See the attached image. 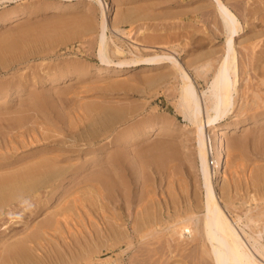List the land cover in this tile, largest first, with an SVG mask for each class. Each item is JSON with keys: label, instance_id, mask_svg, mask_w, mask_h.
<instances>
[{"label": "rangeland", "instance_id": "1", "mask_svg": "<svg viewBox=\"0 0 264 264\" xmlns=\"http://www.w3.org/2000/svg\"><path fill=\"white\" fill-rule=\"evenodd\" d=\"M102 1L103 17L107 21L109 27L107 31L109 33H106L110 46L109 50L110 48H113L114 45L120 47L123 51L125 50L123 55L115 56L116 54L109 53V57L112 60V63L109 65L101 63L98 57L97 46L100 36L99 24H101L102 11L100 12L97 5H94L87 0H14L11 3L7 2L0 4V86L4 87L9 85L10 87L15 86L17 88L19 86L21 89L18 94H12V89V92H9L8 97H4L5 99L0 97V148L3 152H5L6 145L8 144L7 135L8 132H10L6 126L9 122L12 124L10 119H13L16 114L18 115L19 111H22L21 113L23 116L26 115L25 117L30 114H34L36 117L38 116V120L41 119L40 121L43 123L41 129L44 132L47 131V134L42 130L40 132V129H36L35 133L38 134L39 132L38 136L36 134H32L34 136H30L31 133L29 136H27L28 134L25 135L24 141L26 140V143L23 142L24 144L21 143L22 139L20 140L19 138H16L13 140V144H8L9 149L13 152V156L11 159H7L9 161L11 160L10 162L13 161V163H15V161H18L17 163H19L27 159V156L30 158V155H40V153L42 154L47 150L50 151L54 147L59 151V153L64 152L65 155L63 158H68L69 163L71 165L74 164V170H77H75V175H73L74 177L71 178V176H68L70 178L67 179V177L66 181L64 179V181H59V183L61 182L60 184L57 183L60 186V190L58 189L56 192L57 195L48 194L46 193L48 190L42 189V191L40 189L39 193L34 196L27 195L28 197L22 198L23 201L22 199H19L10 205L9 203L8 205H0V252L5 250V244L11 245V243H14L20 234L24 232L25 228L26 231L30 226L44 220L45 218L51 217L53 215V207L61 203L60 200L66 197L65 193L66 195L71 194L77 189L79 183L82 185V183L86 180L99 174L106 175L108 173L106 176L116 182L115 186L118 187V189L115 193H113V195H115L114 197L118 195L117 192L121 193L123 191L122 189L120 192L121 181L119 179H122V182H126L127 185L129 184L128 187L130 186V188H128L126 190L127 192H125V194L129 197L127 199V196L123 197L124 200L123 198H121L122 200L117 198L114 204H112L114 210L117 207H120L118 205H121L123 213L127 210L126 200L135 202L136 199H138L141 189L140 187H142L143 181L148 180L149 183L151 182V189L154 188L152 191H154V193H158L154 194L155 198H168L170 196V191L172 194L174 193L173 190L176 188V192L179 197H181V195L184 197L185 194L190 198L192 196L191 202H193L194 205H197V199H195V197H200L198 196L200 195V191H197L198 182H196L197 169L193 142L194 128H192L193 126L189 124L180 113H178V109L175 107L178 80L169 76L168 78H165V80L169 82H166L165 80V82L163 80H155V82L152 83L150 82L154 81L152 79L158 77L160 74H169L172 71V69H170L172 67L171 63L164 62L163 64L162 62V65L153 66L150 63L139 62L121 67L117 66L116 63L123 59L139 60V58H147V56L149 57L150 55L152 56L155 54H170L183 64L184 67H188L189 75L195 83L198 92H200L201 90L206 89V84L211 78L212 73L207 67H217L223 53L225 34L223 28L221 27V21L218 20L219 17L216 15L214 6L210 0ZM225 2L237 15L240 20L239 23L242 27V35L236 38V44L238 45V43L243 42V40L246 39L244 44L248 46V49L244 51L242 47L240 48V46L237 47L236 45V50L238 52V67H240L239 84L237 83L239 95H234V109L236 110V113H229L226 117L227 119H225L222 125L226 123L233 125V122L234 124H236V122H238V124H242L241 122L244 121L247 123L246 125L241 126L240 129H237L235 133H230L225 136L224 145L226 153L224 161L226 165H224L223 169L224 174L223 178H221L222 182L221 184L218 183L221 186L217 185L216 190L221 197H224V199L228 198V196H232L230 197L234 203L232 208L230 207V211H227L226 208H224L227 213H229L228 215L230 217L235 214L244 217V214L248 209H253L251 214L257 213L258 211H264V181L255 177V175H257L256 173H260V170H264V104L261 103V101H254V103L252 101V89L256 93L264 96V85H261L264 75L262 77V74L260 73V69L264 68V0H225ZM66 6L67 8L65 9ZM19 13L23 16L18 20H14L10 23H3L6 19L12 18ZM123 14H128L130 16L128 19L122 21V18L120 19V17H122ZM144 15L145 17H143ZM1 20H3V22H1ZM86 24L91 25L92 28L87 31L84 30L86 29L84 28ZM114 26H117L122 33L117 32L114 29ZM89 32L90 34H88ZM127 32H129V35ZM23 41L26 44L23 43ZM30 41L31 43H29ZM6 43L8 45H13V47L7 48ZM110 51L112 52V49ZM139 54L141 56H139ZM110 55H112V58ZM68 66L69 68H67ZM71 67L72 72H70ZM78 67H81L82 69L79 70L80 68L78 69ZM199 67L204 68L200 70ZM250 67H254V69H250ZM64 70L68 71H65L66 73L64 74ZM58 71L61 74H59ZM54 73L59 76H56V74L54 75ZM61 77L63 79H61ZM66 77L67 80H65ZM243 78L246 79L243 80ZM142 89L145 92H143ZM245 92L248 94L246 93L244 99L243 94ZM239 99L241 101L243 100V103H240ZM201 100L203 104L204 102L202 97ZM245 101L248 102L246 109L247 112L244 111L243 113H239L238 110L240 105L242 106L245 104ZM262 104L263 106L261 107ZM101 106L106 109L108 108L110 113H113V115L119 114L116 115L117 117H113L114 121L113 119L111 121H107L108 125L105 121V124H103L102 120L99 121V119H102V115L99 112V109L102 108ZM138 108H140V111ZM27 110H29V112H26ZM123 110H126L127 113L126 111L123 112ZM32 111L35 112L32 113ZM130 111L135 112V114ZM136 111L139 113L137 114ZM125 113L127 120L126 118L123 120ZM128 113L131 115H128ZM261 113H263V115ZM121 114H124V116L122 117ZM2 115L4 116L2 117ZM130 116L133 118L136 117L137 119H133ZM142 118L145 119L140 122V119ZM94 119H96V121ZM132 119L134 122L136 121L135 126L134 122L131 121ZM129 122L133 125L130 126ZM137 122H140L139 124L143 126L141 127L140 125L138 128ZM145 123L146 125L144 127ZM149 124H151V126H149ZM89 127L92 129V132ZM131 127L134 129L131 130ZM135 128H138L140 131ZM145 128H152V132L149 136L143 138L141 141L135 139L132 141L133 144L130 142L131 144L124 147L122 141L128 138L130 133L133 132L134 134H140L145 131ZM161 129L162 131L157 132ZM126 130L128 131L126 132ZM77 131L79 133H77ZM123 131L127 134V137L125 134H121ZM15 132L16 131H14L13 134ZM81 133H83V135H81ZM36 136L37 141L34 143ZM41 137L43 141L41 140ZM62 138L64 142L72 140L73 145H70L69 143L68 145H58V143L63 142ZM113 138L116 139L117 142ZM30 139H34V141H31L28 145ZM55 146H59L60 148L62 147V150L60 148H56ZM12 154L8 153L4 156L10 157ZM14 155L16 157H14ZM115 156L118 158V162L116 159L114 162ZM21 157L22 159H20ZM17 158L19 160H17ZM93 158H95V160ZM107 158L109 159L107 160ZM125 159L129 160L127 161ZM4 162V159L0 160V165ZM113 162L117 163L114 165ZM6 163L9 162L6 161ZM80 166H82L81 169L79 168ZM0 173L2 174L3 172ZM88 175H90V177ZM171 180L174 181V183H171ZM169 182L171 186L167 184ZM71 189L73 191L70 192ZM232 191H234V193ZM255 192L257 196H259V199L257 198L254 202L249 200V198L252 194H255ZM122 193H124V191ZM259 194H261L262 197ZM78 195L81 199L86 197V195L84 196V192L81 190L76 193V196ZM163 195L165 196L163 197ZM71 198L72 196L69 197V199ZM133 198H135V200ZM242 198H244V201ZM121 202L122 204H119ZM258 203H261L259 204L260 206ZM222 206L224 207L223 203ZM84 216L85 215H83L82 219H84L83 222H85V224L77 226V228L82 231V234L77 232V228L75 227L76 223L71 221L68 222V227L64 225L61 226V230L58 232L60 234L55 233L51 240H49L50 242H48L47 245L45 244V251L42 250L41 252L42 262H44L43 264L51 263V261L54 260L57 261V256L55 257V254L53 255L52 251L55 252L56 255L60 253L64 259H66L69 255H75V253L79 254L81 246L83 247L89 245L87 243L89 240L84 238L88 237L87 230L89 228L88 218ZM129 221L130 219L127 222L128 226L130 225ZM85 226H87V229ZM252 229L256 230L255 228ZM14 234H16L14 236L15 238L12 236ZM55 239L57 242L54 241ZM4 242L6 243L3 244ZM78 242H80L81 245H78ZM262 243L264 244V241ZM130 253L133 254L129 256ZM140 256L141 253H139L138 250L128 251V253L125 252L122 255L123 258H117L118 260H115L116 258L113 256L110 264H128L130 260L140 259ZM157 256L154 258H158ZM54 257L56 259H54ZM104 257L105 252L100 255V259L104 260L106 257L108 258V255H106L105 258ZM181 259L182 258L178 257V261L180 262L179 264H195L196 261V264H211L209 259L200 256V253H192V255L188 258H185L184 260Z\"/></svg>", "mask_w": 264, "mask_h": 264}, {"label": "bare ground", "instance_id": "2", "mask_svg": "<svg viewBox=\"0 0 264 264\" xmlns=\"http://www.w3.org/2000/svg\"><path fill=\"white\" fill-rule=\"evenodd\" d=\"M13 1L14 0H0V4L1 3L2 4L7 3V2L11 3ZM87 1L91 2L94 5H97L100 12L102 11V9H103V6H102L103 1L102 0H87ZM210 2H212L213 6H214L215 13L219 17V19L218 18L217 19L219 21H221L222 26L221 25L220 26L223 28V31L225 34V43H224V47H223V53H222V56L220 57V60L217 64V67H207V68H209V71H211L212 74H211V78H210L209 82L206 84L207 87L205 90H201L200 92H198V90L195 86V83L193 82V80L191 79V77L189 75L188 67H184L183 64H181L175 57H173L172 55L167 54V53H162L161 55L160 54L159 55L155 54L152 56L150 55L149 57L147 56V58L142 57V58H139V60L137 59L138 61L135 59L134 60L123 59V60H120L119 62L116 63V65L119 67L124 66V65L136 64L139 62L150 63L153 66L154 65L157 66L160 64L162 65V62H163V64H164V62L165 63L166 62L171 63L172 67L170 69H172V71L170 70L171 72L169 74H165V75L160 74L161 76L158 75V77L152 79L154 81H150V82L151 83L155 82V80H157V81L163 80L164 81L165 78H168L169 76L173 77V79L178 80V83H177L178 87L176 86L177 87V90H176L177 91V100H176V106L175 107H177L178 113H180L183 116V118L189 124H191L193 126L192 128H194V130H193L194 141L193 142H194V156H195L196 169H197V181L196 182H198L197 191L198 190L200 191V195L196 194L200 197H195V199H197V205H194L193 202H191L192 196L190 198L189 196H187L185 194L184 197H182L183 195H181V197H179L178 193L176 192V188H175V190H173V192L174 193L176 192V193L171 194V191H170V196L168 195L169 196L168 198H163V199L155 198L154 194H156L157 192L154 193V191H152L154 188L151 189V182L149 183L148 182L149 180H148V181H143L142 187H140L141 189H140L138 199H136L135 202H131L129 200H126V203H127L126 209L127 210L124 209L125 213H123L122 212L123 209H121V205H118L120 207L119 208L117 207L114 210L113 209L114 207L112 206V204H114V202L117 200V198L121 199V198L127 196L125 194V192H127L126 190L128 188H130V186L128 187L129 184L127 185L126 182H122V179H119L121 181L120 182V185H121L120 192L123 189L124 193H122L123 191L121 193L117 192L118 195L116 197H114L115 195H113V193H115V191L118 189V187L115 186L116 182L114 180H112L110 177L106 176L108 173L106 175L105 174H99V175L95 174L96 176L86 180L85 182H83L84 184L82 183V185H81V183H79V185L77 184L78 187L76 185H74L75 187H77V189L74 190L72 188L74 191L71 189L70 192L73 191L71 194L66 195V193H65L66 197H64V198L62 197L63 199L60 200L61 203H59V204L57 203L58 205L53 207V215L51 217L45 218L44 220L39 221L38 223H36L32 226H30L31 225L30 224L29 225L30 227L29 228L27 227L28 229L26 231H25V229H26L25 228L24 232H22V231H21L22 233L20 232L21 234L18 237V239L15 240L14 243H11V245H6L5 243L7 241L4 242L3 244H5L4 245L5 250L0 252V264H43L44 262H42V258H41L42 253L41 252H42V250L45 251L44 250L45 244L47 245V243L50 242L49 240H51L52 236L61 230V226L64 225V226L68 227L69 226L68 222H71V221L75 222L76 228L78 225L80 226L82 224H85V222H83L84 219H82L83 215H85L88 218L89 228L87 230L88 231L87 233H88L89 238L84 237V235H83V237L86 238V240L87 239L89 240V242L87 241V243L89 245L83 246V247L81 246V248L79 249L80 250L79 254L75 253V255H69V257L66 259H64V257L60 253H58L56 255V253L53 252L51 249L53 255L55 254V257L57 256V259L54 257V259H56L57 261L54 260L48 264H110L112 259H113V256H115V258H116L115 260H118L117 258H121L125 252L128 253V251L130 252V251H135V250H138V252L141 253L140 259L130 260L128 264H179L180 262L178 261V257L182 258L184 260L185 258H188L189 256H191L192 253H195V254L200 253V256H202L206 259H209L211 264H264V244L262 243L264 241L263 240V237H264V211H258L257 213L251 214V211L253 209L252 210L248 209L249 208L248 207L247 212L245 211L246 213L244 214V217L236 215V214L233 215L232 217H230L228 215L229 213H227V211H230V207L232 208V206L234 204L233 201L231 200L232 198H230L232 196L227 195L228 198L224 199V197H221V195H219L217 193V190H216L217 185H220L222 182L221 178H223V174H224L223 169H224V165H226L225 161H224L225 153H226L225 152V145H224L225 136L230 134V133H235L237 131V129H240L241 126L246 125L247 122L246 121H244V122L240 121L242 124H238V122H236V124H234V122H233V125L227 124V123L222 125L223 122L225 121V119H227L226 117L229 115V113H231V114L236 113V110L234 109V104H235L234 103V95L238 94L237 83L239 81V76H240L239 75L240 67H238V52L236 50V45H237L236 44L237 43L236 38H238V37H240V35H242L241 34L242 27H241V24L239 23L240 20L238 19L237 15L230 9V7L227 5L225 0H210ZM66 8H67V6L65 7V9ZM68 8H70V7H68ZM91 11H93V10H91ZM22 16L23 15L21 13H19V14H16L15 16H13L12 18L6 19L4 22H3V20H1V22L10 23L14 20L15 21L18 20ZM129 16L130 15H128V14H125V15L123 14L122 17H120V16L119 17H120V19L122 18L121 19L122 21H124V20L128 19ZM143 17H145V15ZM6 18H7V16H6ZM79 22H81V21H79ZM99 25H100V34H99L100 36H99V42H98V46H97L98 47V57H99V60L101 63H103L105 65H109L112 63V60L109 57V53L116 54L115 56L123 55L125 50L123 51L120 47H118L116 45H114L113 48H110V50L112 49V52L109 50L110 46L108 43V36L106 34V33H109V32H107L109 27H108L107 21L103 17V11L101 12V24H99ZM84 28H86L84 30L87 31V30H90L92 27H91V25L86 24ZM114 29L117 32L122 33L121 30L117 26H114ZM88 34H90V32ZM91 34H92V32H91ZM127 34L129 35V32H127ZM28 35H30V34H28ZM22 38H23V36H22ZM240 39H242V38H240ZM245 40H243V42L238 43V45H237V47L238 46H240V48L242 47V49H244V51L248 49V46H246L244 44L246 42ZM253 40H255V39H253ZM253 40H251V41H253ZM26 42H28V41H26ZM23 43H25V42L23 41ZM29 43H31V41ZM249 43H250V41H249ZM250 45H252V44H250ZM12 47H13V45L7 44V48H12ZM34 48H35V46H34ZM10 52H11V50H10ZM37 53H38V51H37ZM41 53H43V52H41ZM110 56L112 58V55H110ZM139 56H141V55L139 54ZM113 57H114V55H113ZM262 58H263V56H262ZM207 64H206V66H207ZM67 68H69V66ZM199 68H200V70H202V68H204V67H199ZM78 69L81 70L82 68L78 67ZM250 69H254V67H250ZM245 70H246V68H245ZM59 71H61V70H59ZM59 71H58V73H59ZM65 71L66 70L63 71L64 74L68 70L66 72ZM70 72H72V67H71ZM260 73L262 74V77H263L264 68L260 69ZM55 74L56 73H54V75ZM59 74H61V73H59ZM75 74H78V73H75ZM68 75H69V73H68ZM56 76H59V75L56 74ZM247 77H249V76H247ZM61 79H63V78L61 77ZM244 79H246V78H243V80ZM65 80H67V77ZM243 80H241V81H243ZM51 81H53V80H51ZM54 81H56V80H54ZM166 82H169V81H166ZM52 83H54V82H52ZM261 85H264V79L261 81ZM245 87H247V86H245ZM12 89H13L12 94H15V93L18 94V93H20V90H21L19 88V86H18V88L15 86L10 87L9 85L8 86L6 85L4 87L0 86V97L1 98L8 97L9 92ZM92 90H93V88H92ZM247 90H250V89H247ZM142 91H143V89H142ZM143 92H145V91H143ZM247 92H245L243 94V98L245 97ZM239 93H240V91H239ZM262 93H263V91H262ZM38 96H40V95H38ZM32 97H33V95H32ZM201 97L203 98L204 106L202 104ZM37 99H36V101H37ZM239 101L241 103L243 100L241 101L239 99ZM247 101H245L246 103L243 104L242 106L240 105V108L238 110L239 113H243L244 111H246L247 104H248ZM252 101H253V103H254V101L255 102L261 101V103L264 104V96H262L259 93H256L252 89ZM0 102H1V100H0ZM20 103H22V102H20ZM34 103L36 104L35 101H34ZM38 103H39V101H38ZM263 104L261 105V107L263 106ZM5 105H6V103H5ZM90 107H91V105H90ZM132 107H134V106H132ZM139 109L140 108H138V110ZM38 110H39V108H38ZM99 110H100L99 112L102 115L101 116L102 119H99V121L102 120L103 124H105L104 121L107 124L108 123L107 121H111L113 119V117H115L116 115H119V114L113 115V113H110V110H108V108L106 109V108L102 107ZM112 110H115V109H112ZM203 110L205 112V116H204ZM41 111H42V109H41ZM125 111L126 110H123V112H125ZM137 111H136V113H137ZM21 112L22 111H19L18 115L15 113L16 116L13 119H10L12 124L9 122L6 126V128H8L10 131V132H8V135H7L8 144H13V140H15L16 138H19L20 140L22 139L21 143H23V142L26 143V140L24 141L25 135L28 134L27 136H29V134L31 133L30 136H34L35 134L38 136L39 132L37 134V133H35V130L40 129V132L42 130L41 128L43 126V123H42V121H40L41 119L40 120L37 119L38 116L36 117L34 114H30L32 116L28 115L27 117H25L26 115L23 116ZM26 112H29V110H27ZM33 112H35V111H32V113ZM23 113H24V111H23ZM126 113H127V111H126ZM126 113H125V117L123 118V120L126 118ZM131 113L135 114V112H131ZM261 114L263 115V113H261ZM128 115H131V114L128 113ZM128 115H127V117H128ZM3 116L4 115H2V117ZM123 116H124V114L122 115V117ZM132 116H134V115H132ZM132 116H130V117H132ZM237 116H238V114H237ZM253 116H258V115H253ZM134 118H136V117H134ZM249 118H251V117H249ZM89 119H90V117H89ZM133 119L131 121H133ZM144 119L143 118L140 119V122H142L141 120H144ZM94 120L96 121V119H94ZM126 120H127V118H126ZM113 121H114V119H113ZM135 122H134V126H135ZM140 122H137L138 128L141 125V124H139ZM157 122H158V120H157ZM254 122H256V121H254ZM116 123H118V122H116ZM125 123H126V121H125ZM130 123L131 122H129L130 126L133 125L132 123L131 124ZM143 123H144V121H143ZM146 123L144 124V127H145ZM142 126L143 125H141V127ZM149 126H151V124H149ZM126 127H128V126H126ZM138 128H135V129H138ZM154 128H157V127H154ZM133 129L134 128L131 127V130H133ZM151 129L145 128V131L140 133V134H134L131 131L133 134L130 133L128 138L125 139V137H124L125 140L122 141L124 144V147L128 144H131L132 141L135 139L141 141L143 138L149 136L152 132ZM158 129H160V128H158ZM46 130H47V127H46ZM14 131H16V132L13 134ZM127 131L128 130H126V132ZM160 131H162V129L158 130L157 132H160ZM46 132H44V133H46ZM88 132H89V130H88ZM91 132H92V129H91ZM135 132H136V130H135ZM77 133H79V132L77 131ZM84 133L86 134L85 131H84ZM116 133H117V131H116ZM32 134H34V135H32ZM121 134H123V135L125 134L127 137V134L124 133V131ZM81 135H83V133H81ZM37 136L35 137V141H34V139L33 140L30 139V141L28 142V145L30 144L31 141L32 142L34 141V143H35L37 141ZM40 136H41V134H40ZM31 138H33V137H31ZM106 138H107V136H106ZM108 138H109V136H108ZM55 139H57V138H55ZM68 139H71V138H68ZM41 140L43 141L42 137H41ZM62 140H63V138H62ZM114 140L116 141V139H114ZM38 141H39V138H38ZM5 143H6V141H5ZM68 143L70 145L71 144L73 145L72 140H69V141L67 140L65 142L63 140V142L58 143V145L59 144L61 146L62 145H68ZM7 145L5 148V152H3V150H1V148H0V160H3V159L5 160V162L0 165V172H3L2 174L0 173V205H4V204L8 205V203L10 205L11 203H13L19 199L21 200L22 198H26L29 195L34 196L35 194L39 193L40 189L41 190L42 189L48 190V192H46L48 194H51V195L56 194L57 195L56 192L58 191V189L60 190V186L57 183H59V181H62V180L64 181V179L66 181V178L68 176H71V178H72V177H74L73 175H75L76 169L74 170V167H73L74 164L72 163L73 165H71L69 163L68 158H66V159H64L65 157L63 158V156L65 155L64 152L59 153V151L57 149H55L54 147H53L54 150L52 148V150H50V151L47 150L46 152H44L42 154L40 153V155H38V154L35 156L30 155L31 156L30 158H28L29 156L26 155L27 159H25L24 161H21L19 163H17L18 161H15V163H13V161L10 162L11 160L10 161L8 160V159L12 158L13 152H11V149H9V145L8 146ZM11 147H13V146H11ZM56 148H60V147L58 146ZM60 149L62 150V147ZM231 149H232V147H231ZM125 151H126V149H125ZM8 153L12 154V155H10V157H5L4 155H6ZM107 154L109 155L108 152H107ZM88 156H89V153H88ZM14 157H16V156L14 155ZM22 157L20 159H22ZM14 159H16V158H14ZM93 159L95 160V158H93ZM108 159L109 158H107V160ZM115 159L117 161L118 158L115 156L114 162H115ZM131 159H132V156H131ZM17 160H19V159L17 158ZM125 160L128 161L129 159H125ZM211 160H212V165L210 163ZM6 161L9 163H6ZM91 162H92V160H91ZM241 162H242V160H241ZM87 163H89V162H87ZM116 163H114V165ZM128 163H130V162H128ZM87 165H89V164H87ZM93 165H94V163H93ZM91 166H92V164H91ZM81 167L82 166H80L79 168L81 169ZM135 167H136V165H135ZM230 171H232V170H230ZM256 174H257V175H255L256 178L264 181V170H260V173H256ZM88 176L90 177V175H88ZM234 176H236V175H234ZM255 177H253V178H255ZM69 178L70 177H68L67 179H69ZM138 181H139V178H138ZM138 181H137V183H138ZM170 182L174 183V181H172V180ZM170 182L167 184H169L171 186ZM180 183H182V182H180ZM218 183H220V184H218ZM195 186H196V184H195ZM61 188H62V186H61ZM186 188H187V186H186ZM171 189H172V187H171ZM80 190L84 192V196L86 195V197H84V198L82 197L83 199H81V197H79V195L76 196V193ZM228 190H230V189H228ZM232 192L234 193V191H232ZM160 195H161V193H160ZM259 195H261V194H259ZM71 196H72V198L69 199V197H71ZM164 196L165 195H163V197ZM256 196H257V194L255 192V194H252L250 196L249 200L255 202L257 200V198L259 199V196H257V197ZM128 197L129 196H127L126 199ZM161 197H162V195H161ZM261 197H262V195H261ZM133 199L135 200V198H133ZM233 199H234V197H233ZM243 199L244 198H242V200ZM123 200H124V198H123ZM22 201H23V199H22ZM123 202H125V201H123ZM29 203H31V202H29ZM222 203L224 204V207L222 206ZM119 204H122V202ZM259 204H261V203H258V205ZM258 205H256V206H258ZM1 207H3V206H1ZM6 208H7V206H6ZM131 208H132V210H131ZM224 208H226L227 211ZM236 210H238V209H236ZM126 211H127V214H126ZM234 213H236V212H234ZM248 213H249V215H248ZM129 219H130V221H129L130 222V225H129L130 229H129V226L127 223ZM85 228L87 229V226H85ZM252 228H255L256 230H253ZM64 229H66V228H64ZM77 232L81 233L82 231L77 228ZM58 234H60V233H58ZM15 235L16 234L12 235L13 238H15L14 237ZM58 237H60V236H58ZM54 241L57 242L56 239ZM67 241H69V240H67ZM78 245H81V243L78 242ZM70 246H72V245H70ZM49 247H50V245H49ZM77 248H78V246H77ZM66 250H68V249H66ZM104 252H105V257H106V255H108V258L106 257V259L101 260L100 255L103 254ZM64 254H66V253H64ZM131 254H133V253H130L129 256ZM135 254H137V253H135ZM44 255H45V253H44ZM49 256L51 257L50 254H49ZM155 256H157L158 258L155 259L154 258ZM137 258H138V256H137ZM44 261H46V260H44ZM121 262H122V260H121ZM126 262H128V261H126ZM185 262H186V260H185ZM196 262H195V264H196Z\"/></svg>", "mask_w": 264, "mask_h": 264}, {"label": "built area", "instance_id": "3", "mask_svg": "<svg viewBox=\"0 0 264 264\" xmlns=\"http://www.w3.org/2000/svg\"><path fill=\"white\" fill-rule=\"evenodd\" d=\"M210 163H211V165H212V160H211V162H210Z\"/></svg>", "mask_w": 264, "mask_h": 264}]
</instances>
